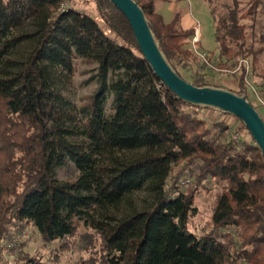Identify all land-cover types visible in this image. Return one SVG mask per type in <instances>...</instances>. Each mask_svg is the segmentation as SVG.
Wrapping results in <instances>:
<instances>
[{
  "label": "trees",
  "instance_id": "1",
  "mask_svg": "<svg viewBox=\"0 0 264 264\" xmlns=\"http://www.w3.org/2000/svg\"><path fill=\"white\" fill-rule=\"evenodd\" d=\"M92 1L101 22L74 2L0 0V264H61L70 250L77 264H264L260 147L238 118L234 132L246 133L235 140L226 119L212 118L232 115L180 99L154 73L125 14ZM207 1L220 66L250 59L264 81V38L250 34L263 0ZM139 2L184 79L246 90L264 118L245 66L237 88L217 83L193 46L195 28L179 12L166 21L155 0ZM79 59L96 64V87L76 101L69 91ZM70 162L78 174L63 179ZM214 187L210 221L195 233L199 193ZM30 225L48 253L30 247Z\"/></svg>",
  "mask_w": 264,
  "mask_h": 264
},
{
  "label": "rangeland",
  "instance_id": "2",
  "mask_svg": "<svg viewBox=\"0 0 264 264\" xmlns=\"http://www.w3.org/2000/svg\"><path fill=\"white\" fill-rule=\"evenodd\" d=\"M249 0H242L243 6H247ZM76 4L79 7L90 9L95 19L101 22L99 16H97V11L95 4L92 0H64L65 5L70 3ZM156 10L161 12L166 21H170L175 13L179 12L182 19L181 23L185 27H194L200 25L201 27V41L196 43L195 48L197 54L201 57L199 53H204L208 58V65H210L215 73V80L217 83H221L225 86L236 87L237 75L239 71L236 68H222L220 62L223 63V57L219 49L218 43L215 38V23L210 11V3L207 0H155ZM251 24L250 20H247ZM252 31L251 39L256 43H259L262 38H264V0L259 6L257 17L255 23L250 26ZM202 58V57H201ZM203 59V58H202ZM204 60V59H203ZM205 61V60H204ZM78 73L74 78L73 85L69 91V95L76 101H80L83 96L90 94L96 87L95 79L90 78L95 73L96 64H88L81 59L78 60ZM259 67H264V54L261 55ZM257 64V65H258ZM249 73L247 76V81L249 85V93L251 98L255 103L256 98L253 94L255 91L264 100V81L258 75H253L252 63L249 59ZM255 88V89H254ZM206 115H210L205 113ZM221 117L226 119L232 128L231 134H238L234 132L237 126V117L232 116H220L219 113H214L212 118ZM245 130H240V135H245ZM78 174V170L73 163H68L64 168L59 171V176L63 179L74 178ZM189 186L192 183L187 180ZM216 187L211 191L202 190L199 193L198 199V213L192 218L190 222V228L195 233H200L202 228L207 225L212 216L213 201L216 194ZM146 196V192L142 191L137 194V199L140 200L142 197ZM83 231L81 227L79 233ZM26 238L32 249H38L44 253H48L50 249L43 248V243L41 241L38 231L32 225L28 226L25 230ZM78 252L76 250L65 251L61 264H77Z\"/></svg>",
  "mask_w": 264,
  "mask_h": 264
},
{
  "label": "water",
  "instance_id": "3",
  "mask_svg": "<svg viewBox=\"0 0 264 264\" xmlns=\"http://www.w3.org/2000/svg\"><path fill=\"white\" fill-rule=\"evenodd\" d=\"M120 9L130 22L137 43L161 82L183 101L200 108L215 109L237 117L264 155V118L249 101L248 92L237 91L211 84L195 85L184 79L168 60L160 41L150 25L139 0H109Z\"/></svg>",
  "mask_w": 264,
  "mask_h": 264
},
{
  "label": "built area",
  "instance_id": "4",
  "mask_svg": "<svg viewBox=\"0 0 264 264\" xmlns=\"http://www.w3.org/2000/svg\"><path fill=\"white\" fill-rule=\"evenodd\" d=\"M195 28V34H194V37H193V46L195 47L196 43H198L199 41H201V27L200 25H196L194 26ZM196 49V48H195ZM201 55V57L208 63V58L207 56L204 54V53H199ZM245 66V80L247 81V76H248V73H249V59H246V58H242L239 60L238 62V66H237V70L240 71L242 67ZM255 89V88H254ZM253 94L255 95V98H256V101H255V104L256 105H259L263 111H264V100L255 92L253 91ZM249 95L251 96V94L249 93ZM239 137V134H232V138L233 139H238Z\"/></svg>",
  "mask_w": 264,
  "mask_h": 264
}]
</instances>
